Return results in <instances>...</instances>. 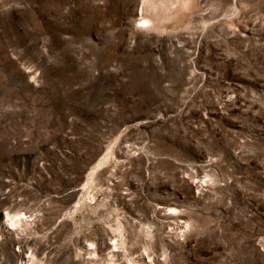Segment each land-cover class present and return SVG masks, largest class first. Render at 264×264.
Wrapping results in <instances>:
<instances>
[{
  "label": "rangeland",
  "instance_id": "rangeland-1",
  "mask_svg": "<svg viewBox=\"0 0 264 264\" xmlns=\"http://www.w3.org/2000/svg\"><path fill=\"white\" fill-rule=\"evenodd\" d=\"M0 264H264V0H0Z\"/></svg>",
  "mask_w": 264,
  "mask_h": 264
},
{
  "label": "bare ground",
  "instance_id": "bare-ground-1",
  "mask_svg": "<svg viewBox=\"0 0 264 264\" xmlns=\"http://www.w3.org/2000/svg\"><path fill=\"white\" fill-rule=\"evenodd\" d=\"M147 21V19H143V22L145 23ZM6 214V217L8 220H11V221H18L19 219H21L23 216H25L24 213H22L21 215H15V214H10L8 212L5 213ZM12 223V222H11Z\"/></svg>",
  "mask_w": 264,
  "mask_h": 264
}]
</instances>
